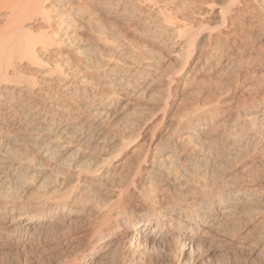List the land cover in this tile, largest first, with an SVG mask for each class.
Segmentation results:
<instances>
[{"label":"bare ground","instance_id":"6f19581e","mask_svg":"<svg viewBox=\"0 0 264 264\" xmlns=\"http://www.w3.org/2000/svg\"><path fill=\"white\" fill-rule=\"evenodd\" d=\"M183 3L0 0L1 231L15 227L13 231L32 233L62 223L74 226L70 238L59 243L61 257L54 264L146 263L144 256L156 247L172 253L167 264H202L197 259L201 252L212 253L221 239L226 240L225 247L246 250L248 257L264 264V240L253 237L251 241L245 225L262 217L264 181L256 178L229 185L221 176L223 162L229 161L227 156L234 149L239 155L241 149L264 155V101L238 99L215 126L216 108L200 107L197 96L192 101L196 106L191 102L192 109L177 113L173 130L153 147L148 145L143 155L137 154L130 135L121 139L113 135L118 125L123 133L139 127L133 121L123 122L129 116L125 106L133 97L149 98L158 92L155 83L164 78L158 76L154 53L137 51L141 45L130 47L121 27L122 34L113 31L112 25L119 24L116 21L136 23L141 37L179 50L180 73L166 76L165 86L158 82L165 87L164 106L174 97L181 101L193 95L190 88L200 82L208 63L221 68L222 75L237 71L234 53L243 40L241 32L203 36L197 29L200 25L193 27L187 15H177L188 8ZM249 3L264 25V0H230L216 11L218 27L234 30L232 21L251 13ZM190 7L191 15L199 13L198 7ZM211 8L204 10L210 14ZM24 68L34 69V76H23ZM263 83L261 79L258 85ZM124 99L128 100L125 105ZM10 144L19 149L31 147L63 169H53L46 177L33 174L30 165L35 157H6L5 152L13 149ZM90 149L99 154L87 155ZM121 155L124 161L120 163ZM50 184L55 188L52 192ZM173 187L180 192L176 196L169 194ZM74 189L80 192L77 198L72 196Z\"/></svg>","mask_w":264,"mask_h":264},{"label":"rangeland","instance_id":"374dc122","mask_svg":"<svg viewBox=\"0 0 264 264\" xmlns=\"http://www.w3.org/2000/svg\"><path fill=\"white\" fill-rule=\"evenodd\" d=\"M210 1H212V2H210ZM177 2L178 3L179 2H181V3L187 2L188 4L185 3V6H184L185 8L186 7L189 8L192 5L191 7L195 6V7H198V9H200L199 13H197L198 12L197 11L195 14L192 13V15H191V12L188 10V8L183 9V10H181V12L179 11V13L177 15L180 14L182 17L187 15L186 18L188 17L187 18L188 21H192L191 26H193V27L197 28V26L200 25L201 29H200V26L197 29L199 30V32H201V34H203V36L208 35L209 33H212L213 35H216V33L217 34L218 33H232V34L236 35V34H240V32H241L240 35L242 36L243 40L241 43H239L237 45L236 50H235L236 53H234V56L236 55L234 57L235 63H236V65H238L237 67L240 69L239 70L236 67L237 71L239 72L238 73L239 77L236 76V78H238V81H236V80L235 81L238 82V84H236V82L234 84V79H233V78H235V75H236L235 73L237 72L236 70L234 73L228 74L229 76L227 75V73L224 74V75H226V76H224V75H222L224 72L221 70V68L216 67L213 63L212 64L208 63L207 65H205V68L203 69L204 72H201V74L199 75V78L202 80L199 79L200 82H198L195 86H191V88H190V90L191 89L193 90V91H191L190 94L193 93V95H190L188 97V95H189L188 94L187 99L186 100L182 99L181 101L178 97H174L168 101V103H167L168 107L164 106L163 105L164 104L163 103L164 102L163 101V91H164L163 88H165V87H163V86L161 87L159 85L165 86L164 80H165L166 76H167L166 79H168L169 78L168 76L171 77V75H173L175 71L176 72L179 71V70H177L180 68L179 67L180 66L179 61H180L181 55H180V52H178L179 50L174 49L172 47L171 48H165L163 46H160V42L158 40H155L154 38L141 37L143 35H142L141 31L138 30V28H137L138 26L136 23H132L133 25L131 23H129V25H132L131 27H129V25H125L120 21L108 19L107 22L114 24V22L116 21L115 22L116 25H117V23H119L118 26L112 25L113 31L116 33L120 32V34H122L121 33V31H122L124 34V37L126 39H129L126 41L128 43L130 41V43L128 44L129 46L132 45L130 47L135 48L134 46H136L138 49V47L140 45L141 46L144 45V47L146 45L145 49H147V50H144L143 49L144 47L142 48L140 46L139 50H137V51L141 50L143 53H146V54H149V52H150V54L154 53L155 57H157L154 60V64H155V67L157 68L156 70H158L157 71L159 73L158 76H160V74H161L160 77H164V78H161V80L163 79L162 81L159 80L155 83L156 89H157V90L156 89L155 90L158 92H155V93L147 96L149 98H146V97L140 98L139 97V99H135V97H133V99L132 98H131V100L129 99V102L127 99H124L125 101L122 102L123 105H125L127 102L130 103V104H127L128 106L126 105L128 108L125 106V109H124L125 113L129 109L127 112V114L129 113L128 114L129 116L127 115L128 117L126 119H124L123 122H125V120L126 121L127 120L133 121V123L134 122L139 123V127H141V128L134 126V129L131 128L130 132L127 130L125 133H123V131H120V129H121L120 125H118V127L113 128V133H114L113 135L117 139H121L125 136L127 138H129L128 136L130 135V137H131L130 140L133 141V144L135 143L134 147L136 149H138L137 154H139V155L144 154L143 152H145L148 145L153 147L155 145V143H158L163 138L164 134H168L169 132H171L173 130L174 122L176 123L178 121L177 120V117H178L177 113L179 115L180 113H182L180 111H182L186 108L188 109V107H190L192 109V106L194 107V105H192V103L195 102V98H197V96H198V100H200L199 103H197V104L200 107L202 106V108H205L206 106H208L206 108H216V110H217L216 112H218V113L214 114L215 116L212 119L213 124L215 126H217L223 120V118H224L223 115H225L226 110L230 107H233L234 103L237 102L238 99H241L245 96V97H247V100L249 99L248 102L257 101L258 99H259V101L260 100L264 101V83L261 86L258 85L259 81H261V79L264 80V33H263L264 32L263 31L264 25L261 24L262 23L261 22L262 16H260L259 13L257 14V11L254 10V5L252 3H249L247 5V7L250 9L251 13L247 12L248 15L246 14V16L242 17V19H238V21L237 20L232 21L233 23H231V25L233 26L234 30L230 29V28H227L228 29L227 30L226 28L223 29L222 27H220V28L218 27L220 22H218L219 20L217 18L218 16L216 15V13H217L216 11H217V9H222L223 7L224 8L227 7L230 0H215V1L214 0H208V1L207 0H177ZM213 2H214V5H213ZM208 3H209V5H211V4L212 5L206 6V4L208 5ZM226 4H227V6H226ZM212 6H214V7H212ZM191 7H190V9H191ZM206 8H211L213 11L211 10L210 14H207L206 11L204 10ZM230 9L233 10V7H231ZM232 10H230L229 12L231 13ZM204 11H205V13H204ZM257 25H258V27H257ZM134 26L137 30L135 28L132 29V27H134ZM119 27H121V29ZM130 28H131V30H130ZM203 28H205V29H203ZM240 28L242 29V31ZM119 29L121 31H119ZM209 31H211V32H209ZM137 32H139V33L137 34ZM83 38H85V37H83ZM137 40H140V42ZM175 40L177 41L178 39H175ZM134 41H135V43H134ZM79 43H80V41H78V44ZM205 45H207V44L205 43ZM243 46H245V47H243ZM69 50H68V48H66L65 52H69ZM206 50H208V48ZM151 51H152V53H151ZM157 51H159V52H157ZM173 51H174V53H173ZM158 60H159V62H158ZM207 71L209 73H206ZM251 71L255 72V73L253 75H251L252 74ZM34 73H35V70L31 69V68H24L22 70V74H23V76L26 75L25 76L26 78L34 76ZM179 73H180V71L177 72V74H179ZM204 74H206V75H204ZM240 75H242L244 78ZM259 76H261V78ZM233 84H234V86H233ZM235 86L237 87L236 90H235ZM161 92H162V95H161ZM240 95H241V97H240ZM203 96H205L204 99L202 98ZM237 96L239 98H237ZM191 98H193V99L191 100ZM205 98H206V100H205ZM250 98H251V100H250ZM132 100H133V102H132ZM193 100H194V102H192ZM201 100L203 101V104H200L202 102ZM188 102H190L191 106ZM122 104L120 107L123 106ZM137 104H138V106H137ZM249 104H251V103H249ZM134 105L137 107H135ZM133 106H134L133 109H135V111L132 110V108H131ZM195 106H196V104H195ZM123 108L124 107H122V109ZM244 108H246V107H244ZM133 113L135 116L137 115L136 119H135V116L133 115ZM130 114L133 115V117L130 116ZM175 119H176V121H175ZM131 131H133V132L131 133ZM122 133L125 135H123ZM128 133H130V134H128ZM150 136H151V138H150ZM135 137H136V139H135ZM152 137H153V140H151ZM134 139L136 140V142ZM137 144H138V146H137ZM145 144H146V146H145ZM11 145L12 144H10V146ZM13 145H12L13 149L10 150L11 153L9 151L5 152L6 157L15 158V156L17 155L16 160H17V158L23 159V160L29 159L30 155L32 158L35 157L32 159L33 164L32 163H31V165L29 164L33 169L32 171H34V172H32L33 174L34 173L35 174H42L43 173L42 175H44V177H46L50 174L51 170H53V169L54 170H56L57 168H58V170H60L61 168L63 169V167H60L58 165H55L51 162L49 163L48 161H46V159L43 158L42 155L40 156V154L36 153L37 151L35 152V150H32L31 147H30V149H29V147H28V149H26V147H25V149H24V147H20V149H19V146L16 147ZM140 147H141V149H140ZM12 150H13V152H12ZM243 150L244 149H241L240 155L238 153L239 150H237V151L235 149H234V151L232 150V153L230 152L232 157L229 154L227 156L229 161L226 160L223 162V168L224 169H223V173L221 175L223 177L222 178L223 182L227 181L225 183H228L229 185H231V184H238L239 181L240 182L243 181L241 183H244L245 181L250 182L252 180H257V179L259 181H264V160H263L264 155H262V153H260L259 150H255V152H254V150H251V149L244 150V152H243ZM14 151H15V153H14ZM97 151L98 150L94 151V149H90L89 152L88 151H86V152H88L87 155L92 154L91 156H95V155L99 154V151L98 152ZM245 151L247 153H245ZM235 152H237V153L235 154ZM122 154L125 156V155H127V152L124 151ZM3 155H4V152H3ZM123 155H121V158L119 159L120 163L124 161ZM237 155H239V156H237ZM19 156H21V157L19 158ZM234 156L236 157V159ZM24 157L25 158L27 157V158L24 159ZM230 159H232V160H230ZM254 162H256V163H254ZM38 163H42V164H38ZM256 165H258V166L256 167ZM122 172L125 174L128 173L126 170H123ZM196 178L199 179L198 176H196ZM253 178H255V179H253ZM247 182H245V183H247ZM48 183H51V182H48ZM51 185H52V187H51ZM54 189L55 188H54L53 184H50V190L49 191L52 192V191H54ZM77 190L78 189L73 190L74 193L72 194V196H75V198H77L80 195V192L77 193ZM179 193L180 192L175 187H173L172 189L169 190V194H171V195L174 194L173 196H176ZM159 195L160 194H158V196ZM158 198H160V197H157V199ZM260 208H262V211H263L262 217H261L263 219L260 218L257 221L252 222L253 223V224L251 223L252 225L250 223L245 224V225H247L246 230L250 234L249 238L252 236V238H250L251 241L254 240V238L264 240V222H263L264 221V215H263L264 214V206H262ZM24 219L25 218H22L23 221H24ZM261 223H263V224H261ZM61 225L57 224V225H54L55 228L50 227V228L43 229L42 231L41 230L33 231L32 233L31 232L23 233L21 231L19 232V230H17V229L15 231H13L15 227L10 228V229H5L2 231L0 230V264H54L57 261V259H59L61 257V247L59 246V243L63 242L67 238H70V235L73 233V231L75 229L74 226H71V227L67 226L68 228L65 227L66 226L65 223H62ZM48 229H50V230H48ZM251 232H252V234H251ZM6 233L9 236L6 235ZM223 240L226 241L225 239H223ZM223 240L222 239L220 240L223 245L221 244V245H219V247H217L218 244L213 245L214 250L211 251L212 253L205 255L206 253L201 252L202 254H200V253L199 254L202 257H198L199 254H197L196 258L198 257L197 259H199V258L201 259V260L199 259L200 263H202V264H256V263L257 264H263L259 260H255L256 258H254V260H253V257H248L246 250L240 251V250H235L234 247L233 248L228 247V246L225 247L224 245H226V244L224 243ZM235 244H239V243L235 242ZM223 246H224V250L219 249V248H222ZM165 249L167 250V248H165ZM165 249H163V248L161 249L159 247H156V249L154 248V250L152 249V250L148 251L147 254L144 256V260H146V263H143L142 262L143 260H141V261H139L138 264H147V263L148 264H167L168 261H170L172 259L173 255L170 251H168V250L166 251ZM10 253H12V254H10ZM241 254H242V256H241ZM203 255H205V256L203 257ZM151 258L153 261L151 260ZM205 260H207V261H205ZM203 261H205V262H203Z\"/></svg>","mask_w":264,"mask_h":264}]
</instances>
